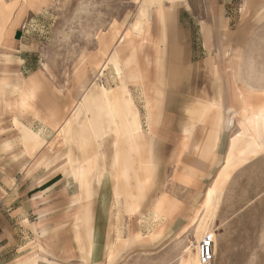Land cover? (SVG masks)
<instances>
[{
    "label": "rangeland",
    "instance_id": "374dc122",
    "mask_svg": "<svg viewBox=\"0 0 264 264\" xmlns=\"http://www.w3.org/2000/svg\"><path fill=\"white\" fill-rule=\"evenodd\" d=\"M216 1L1 0L0 3L4 8L11 5L10 13L5 20L13 29L12 33L0 43V159L2 163L5 164L9 159L18 160L24 154L22 133L14 123L15 116L22 124L35 132L40 133L42 130L39 124L29 122L26 116L21 117L22 115L15 111L14 106L18 97L17 89L22 85V79L27 80L38 74L39 83L34 85L33 80L28 81V87L21 92V100L32 92V98H36L32 101V109L27 111L33 112L34 115L39 112L40 106L46 108L49 106L48 110L52 114V111L57 112L59 108L63 120L61 124H58L57 131L46 129V141L41 146L43 150L40 152V147L34 156L28 155V157L33 163L44 152L43 156L47 159L44 166L48 174L53 175L55 170L62 172L61 188L64 191L71 188L72 193L83 194L80 183L70 173V165L66 162L70 150L73 153V159L79 155L76 145L67 143L74 138L70 135V127L76 122H79V126H86V117L84 120H81V117L87 115L85 112L80 114V111H84V105L91 104L90 94L99 92L102 86L107 89L114 88L120 82L116 73L110 68L102 73L101 63L95 66L91 60L96 53L101 52L106 56V65L109 66V60L114 57L118 43L148 6V23L143 28L150 27V38L144 49L137 53L142 60V67H147L145 59L149 56L151 63L148 69L162 70L156 72L154 76L156 79H162L165 84L163 90L166 97L168 90L173 89L167 85L173 78L170 70L174 67L178 68V65L182 63L195 65L196 69H186L185 89L188 91L186 107L195 114L196 118L198 117L192 125L206 127L211 122L212 126L213 119L210 116L215 111V94L213 93L215 87L212 85L199 90L198 66L204 63L208 68H213L215 62L214 38L208 37L205 43L202 38V29L208 30L207 24L212 14L211 10L214 9L212 5ZM242 5L241 0L233 1V6H229L227 12V24L221 28L223 31L221 46L226 49L223 55L224 58L226 57L224 60L228 62L233 57L234 65L245 62L246 49L251 45L255 49L256 63L258 66H264V38L252 37L256 24L252 22L254 19L252 15L246 18L248 8L245 6L243 8ZM160 8L169 17L170 21L167 25L160 19L158 12ZM15 17L17 23L13 25ZM140 42L138 37L132 38L136 48L139 47ZM232 47L240 49L237 56L236 50ZM232 49L235 50L234 55H231ZM155 63L158 67H151ZM241 72L243 73L241 76L245 78L246 71ZM82 73L86 74L83 79V76L79 77ZM210 73L212 74L213 71ZM191 76L196 78L195 82L192 81ZM121 78L126 80L128 97L134 105L135 113L137 115L141 113L142 129L147 132L151 125L145 122L148 121L144 108L146 99L141 97L140 87L133 86L138 78L129 79L125 72L122 73ZM255 78L263 82L264 73L255 72ZM88 86H93L91 92L88 91ZM80 98L81 102L76 106L75 103ZM6 100L9 102L6 103ZM210 104L213 106L209 114L203 115L202 108ZM163 106H166V102ZM219 111L221 112L220 107ZM47 113L50 116L48 111ZM97 114V109L93 108L89 120L91 125L101 127L104 123L112 133H109L104 141H97L100 157L97 161V169L90 176L89 202L92 203L90 204L91 223L95 228L93 249L95 252L93 251L92 256L88 255L90 243L86 236L87 227L82 213L76 216L77 220H73L67 214L71 207L69 196L62 194L56 198L52 187L47 190L48 192L45 191L44 200H42V206L47 207L46 213L30 216L29 222L38 223L36 228H39L28 240L26 246L28 251L24 253L25 260H19L15 264H199V256L196 253L203 222L206 223L205 229L215 234V258L211 264H264V153L255 157L248 168L239 171L236 178L238 182L232 185V194H215L211 197L207 194L206 208L200 225L195 223L193 228L191 221L194 217L193 212L197 210L198 203L204 194L201 198L186 199L187 207L192 210L186 222L172 220L160 231L158 237L152 236L154 231L147 232L143 234L140 241L130 242L128 246L122 248L126 241L121 243L119 241L125 239L126 232L119 230L120 225H136V222L141 221V215L142 217L145 214L149 215L150 213L145 212L150 210V204L159 194H147L146 196L154 198L144 199V205L138 215L131 218V214L125 213L123 197L127 204L133 200V194H116L117 182L111 176L114 153L113 134L118 138L119 144L132 142L128 150L125 146L119 148L115 158L117 164L122 162L121 164L125 166L126 180H128L130 167L125 164L129 161L128 155L135 151L133 149L135 143L131 134L113 129L107 118L98 117ZM75 119L78 120L74 121ZM46 121L53 122V117ZM201 151L192 150L191 153L193 157H197L198 152L201 156ZM55 163L58 166L55 167ZM27 168L18 169H24L26 174L27 170H30V167ZM79 168L78 170L83 172L86 169L85 162ZM2 169L6 168L0 165L1 173ZM102 172L103 175H101ZM120 173L123 176L122 171ZM113 189H115L114 194H112ZM39 190L35 189L32 193L36 194ZM110 191H112L111 194ZM84 205L85 201L80 203L81 210ZM54 206H62L61 211L59 210L58 213L57 209H53ZM149 217L152 216L149 215ZM86 218L88 219V216ZM111 249H114L115 254L110 252ZM185 249L188 252L186 263L184 262Z\"/></svg>",
    "mask_w": 264,
    "mask_h": 264
},
{
    "label": "crops",
    "instance_id": "0c3cea01",
    "mask_svg": "<svg viewBox=\"0 0 264 264\" xmlns=\"http://www.w3.org/2000/svg\"><path fill=\"white\" fill-rule=\"evenodd\" d=\"M233 1L217 0L212 5L214 9L211 10L212 14L209 18V24H207V27L209 26L208 30L203 31L202 29V38L205 43H207L208 37L214 38L215 62L213 68H208L207 64L204 63L198 66L199 90L212 85L215 87L213 92L215 94V111L210 116L213 119L212 126L211 122L206 127L192 125L195 124L198 117L196 118L195 114L186 107V93L188 92L185 89L186 69H196L195 65L182 63L178 65V68L174 67L170 70L173 78L169 80L167 85L173 89L168 90L165 97V90H163L165 84H163L162 79L155 78L156 72L162 70L148 69L151 63L149 56L145 59L147 67H142V60L137 56V53L141 52L145 46L139 45L137 48L134 46V49H132V46L131 48L128 46V44L131 45L132 41L129 38L122 39L118 43V46L124 43L121 50L116 49L115 51V55L119 59L121 75L125 72L129 79L138 78L133 86L140 87L141 97L146 99V107L144 108L148 121L145 122H149L151 126L147 125L149 127L147 132L142 129L141 113H138V115L135 113L134 105L128 97L126 80L122 79L121 76L119 77L120 82L114 88L107 89L102 86L99 92L95 91L90 94L89 98L92 102L90 101L91 104L88 106L87 116L81 117V120L86 117V126H79V122L72 123L70 135L74 138L71 142H67L76 145L79 150V155L75 159L72 158L73 153L70 150L66 162L70 165V173L80 183L83 194L72 193L71 188L65 191L61 188L63 185L62 172L55 170L53 175L48 174L45 170L47 159L43 156L44 152L33 163L32 159L28 157V155L34 156L46 141V129L58 130V124L62 123L63 115L59 108L57 112L52 111L51 114L48 110L49 106L47 108L40 106L38 108L39 112L34 114L35 117L33 112L27 111L32 109V101L36 97L32 98L31 96V98L21 100V92L26 90L30 80L34 81V85L35 83L38 84L39 80L37 79L39 77L37 74L27 80L22 79V85L17 89L18 97L17 102L14 104L15 111H18L22 115L21 117L26 116L29 122L42 126V130L40 133L35 132L30 127L22 124L19 118L15 116L14 123L22 133L24 154L18 160H7L5 164L0 159V165L6 168L1 170L2 173L0 172V264H15L19 260H25L24 253L28 251L26 250L28 240L39 228H36L38 223L29 222L30 216L46 213L47 207L42 206V200H44L47 190L52 187L56 198L62 194L69 196L71 207L67 214L73 220H77L75 219L76 216L82 213L83 221L87 227L86 236L90 243L88 255L92 256V253L95 252L93 250L95 246V228L91 223L90 204L92 203L89 202L91 197L90 176L97 169V161L100 157V151L96 143L99 140L104 141L106 136L112 132L104 123L101 127L91 125L89 121L91 111L89 109L96 108L98 111L97 116L101 113V116L98 117L107 118L110 125L111 121L114 120L113 122L116 125H111V127L119 132H126L124 121L129 120V118H138L140 122L141 129L136 132L140 137L135 139V151L128 155L129 161L125 164L130 167L128 180H125L120 173V168L125 170V166L117 164L115 158L119 148L125 146L128 150L132 142H121L119 144L118 138L113 134L112 146L114 153L111 176L117 182L116 194H133V200H130L127 204L123 197L122 203L125 207V213L127 215L128 213L131 214V218L138 215L146 198H154L146 195L159 194L157 199L150 204V210L145 212L150 213L149 215L152 217L145 214L144 217L141 215V221L136 222V225H120L119 230L126 232L125 239L119 241L120 243L126 241L122 248L128 246L130 242L140 241L143 234L147 232L154 231L152 236L158 237L160 231L172 220L178 219L181 222H186L192 214V210L186 205V199L188 198H201L204 194L202 200L198 203L197 210L193 212L194 217L191 222H193V228H195V223H199V225L201 223L206 208L207 194H232V185L234 182H238L236 178L239 171L248 168L254 162L255 157L264 153L262 142L258 137L259 132L263 133L261 132L263 127L255 121L258 115L264 112V81L259 82V79L255 78V72L262 71L264 73V66H258L256 63L255 49L251 45L246 49L245 62L234 65L233 61L235 60L233 57L228 62L224 60L226 57H223L226 49L221 46L223 32L221 28L227 24V12L229 6H233ZM241 1L243 2V8L244 6L248 8L246 18H250L252 15L254 18L252 22L256 24L254 25L256 29L252 37L262 36L264 38V0ZM16 17L13 25L17 23ZM260 23L262 26H258ZM12 30V26L8 25L7 20L0 21V43L12 33ZM232 48L236 50L237 56L240 49ZM233 49L231 55L235 54ZM219 58H221V61H219ZM128 59H134L133 65H127ZM91 61L93 65L103 63L105 66L107 60L103 53L98 52ZM123 65L124 67H122ZM129 66H132V68ZM155 66L158 67L157 63L151 67L155 68ZM262 67L263 69H261ZM109 68L113 71L111 66ZM210 71H213V73L211 74ZM241 71H246L245 78L241 76L243 74ZM143 73L146 74V80L139 79ZM191 79L193 82L196 80L194 76H191ZM93 86H88V91L91 92ZM131 96L133 98L132 93ZM7 102L9 100H6ZM80 102L81 98L77 100L75 105L78 106ZM165 102L166 106L162 107ZM22 103H25V105H22ZM101 103H106V107L104 106L105 109L102 112L98 109ZM212 106L213 104L204 106L202 114L205 116L209 114ZM148 108H151V110ZM34 110L36 109L34 108ZM52 117L53 122L46 121V119ZM240 145L245 146L239 149ZM39 150L41 152L43 148L41 147ZM192 150H202V157L199 152L196 154L197 157H193ZM84 162L86 169L80 172L78 168ZM54 166H58L57 163ZM21 167L24 169L30 167V170H27L25 174L24 169H18ZM101 175H103V172ZM35 189L40 190L33 194L32 191ZM112 191H110V194H114L115 189ZM55 201L57 200L55 199ZM83 201H85V205L81 210L83 205L80 207V203ZM55 204L57 206V202ZM56 206L53 209H57L59 213L62 206ZM86 216H88V219ZM110 252L115 254L114 249H111ZM187 255L188 252L185 249V263Z\"/></svg>",
    "mask_w": 264,
    "mask_h": 264
},
{
    "label": "bare ground",
    "instance_id": "6f19581e",
    "mask_svg": "<svg viewBox=\"0 0 264 264\" xmlns=\"http://www.w3.org/2000/svg\"><path fill=\"white\" fill-rule=\"evenodd\" d=\"M1 1V0H0ZM177 2V1H176ZM160 3H161V1H160ZM172 4H174V3H172ZM8 5V4H7ZM6 5V6H7ZM146 5V4H145ZM142 6H144V5H142ZM160 6V5H159ZM10 7H11V5H8L7 7H3V5L0 3V21L1 20H5L6 18H7V15L10 13ZM141 7V6H140ZM144 7H146V6H144ZM163 7V6H162ZM153 9V8H152ZM166 9V8H165ZM158 12H159V16L161 17L160 19H161V21L163 22V24H166L167 25V23H168V21H169V17H168V15H166L165 13V11L163 10V9H158ZM143 14H141V16H140V18L136 21V23L134 24V26L129 30V32H127L125 35H124V37H122V39L124 40H126L127 38H129V39H131L132 40V38H139L140 40H141V42H140V46H142V47H144L145 46V44H146V42H148V40H149V38H150V27H147V28H143V26L146 24V23H148L147 22V20H148V17H149V6L146 8V9H144V12H142ZM166 30V29H165ZM128 39V40H129ZM124 42V41H123ZM124 46V43L123 44H121V45H119V46H117V50L119 49V50H121V48ZM128 46H130V48H131V46H132V49H134V44L132 43V41H131V45H129L128 44ZM120 47V48H119ZM118 57H116V55H114V57L109 61V66H111V68L113 69V72L114 73H116V76H118V78L121 76V70H120V68H119V59H117ZM95 61H96V59H95ZM133 62H134V59H131V60H129L128 59V62H127V65H133ZM91 63H92V61H91ZM99 64H96L95 66H98ZM109 66L108 65H103L102 63H101V69H102V73L104 72V70H106L107 68H109ZM129 67H131L132 68V66H129ZM85 75L86 74H80L79 75V77L80 76H83L82 77V79L85 77ZM142 78H143V80H146V74L145 73H143V75L139 78V79H141L142 80ZM26 93V92H25ZM147 94H149L148 92H146ZM31 96H32V92H29L28 94H27V97L26 98H31ZM102 101V100H101ZM103 102V101H102ZM106 103H104V104H100L99 105V107H98V109L100 110V112H102V111H104V109H105V107H106V105H105ZM22 105H25V103H22ZM150 105V104H149ZM148 105V106H149ZM105 106V107H104ZM83 109H84V111H80V114H83V112H87V109H88V104H86V105H84V107H83ZM149 110H151V108H148ZM90 111H91V109H89ZM263 114H259L258 115V118L255 120L256 121V123L258 122L260 125L259 126H262L263 127V129H261V132H263L262 134L259 132V134H258V137H259V139H260V141L262 142V146H263V148H264V112H262ZM98 116H101V113H99V115ZM78 119H75L74 121H77ZM114 120H112L111 121V125L112 126H114V122H113ZM116 125V124H115ZM257 125V124H256ZM124 126H125V131L127 132V133H129V134H131V136H132V138H133V140H134V143H135V139H137V138H139L140 136L139 135H137L136 134V132H138V131H140V122H139V120H138V118H129V120H126V121H124ZM245 141V140H244ZM135 145V144H134ZM246 145V144H245ZM245 145H240L239 146V149H241L242 147H244ZM134 149H135V146H134ZM139 151V150H138ZM140 154V153H139ZM234 154V153H233ZM232 156V155H231ZM141 160V159H140ZM121 161V160H120ZM122 162H118V164H121ZM80 169V168H79ZM121 171H122V173H123V176H124V178H125V180H126V176H127V174L124 172V169L122 170V168H121ZM211 195L213 196V195H215V194H210L209 196L211 197ZM216 197V196H215ZM210 207V206H209ZM203 228L201 227V230H200V236L202 237H204V234H206V233H208V232H211V230H206L205 229V226H206V223H204L203 222ZM201 237H200V239H201ZM198 240L199 242L202 240ZM198 245H199V243H198ZM197 245V255L199 256V246ZM199 264H201L200 263V259H199Z\"/></svg>",
    "mask_w": 264,
    "mask_h": 264
},
{
    "label": "built area",
    "instance_id": "2783aa9c",
    "mask_svg": "<svg viewBox=\"0 0 264 264\" xmlns=\"http://www.w3.org/2000/svg\"><path fill=\"white\" fill-rule=\"evenodd\" d=\"M215 258V234L206 233L199 242V259L201 264H211Z\"/></svg>",
    "mask_w": 264,
    "mask_h": 264
}]
</instances>
